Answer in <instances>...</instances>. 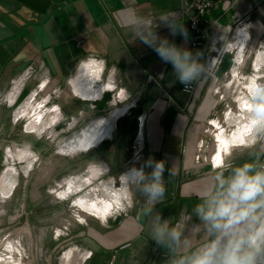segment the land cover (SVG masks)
I'll list each match as a JSON object with an SVG mask.
<instances>
[{"label":"crops","instance_id":"0c3cea01","mask_svg":"<svg viewBox=\"0 0 264 264\" xmlns=\"http://www.w3.org/2000/svg\"><path fill=\"white\" fill-rule=\"evenodd\" d=\"M193 1L62 0L51 3L47 12L40 14L15 0H0V96L8 93L7 102L13 106L23 91L26 94L30 93L31 81L29 83L26 79L19 78L31 66L36 74L44 72V75L50 78H47L49 80L47 83L52 89H60L64 82H67L70 93L80 97L75 89L80 83L86 92L94 97L86 100L98 99L96 102H99L103 94L114 91L120 100H123L124 96L148 98L146 104L141 106V114L148 112L149 115L146 142L148 149L145 155H142V163L135 167L144 166L150 158L165 162L166 193L164 200L156 205V209L173 224L187 228L193 240H197L201 235V228L192 215V208L198 202V193L210 166L198 164L194 160L196 143L199 140L196 128L197 125H202V120L210 111L216 112L214 110L216 102L208 96L209 102L194 105L202 82L199 81L197 92L190 98L182 91V84L177 80L171 64L164 63L152 48L136 39L133 31V22L137 18H150L159 36L167 37L170 42L189 49L188 37L185 40L180 34L172 35L170 28L160 19L169 17L176 24H183L188 32L183 12ZM246 11L250 13L245 32L249 35L250 42L257 44L264 36V0H240L225 12L219 5L208 17L209 28L206 29L208 37L224 35L226 38L224 29L232 26L238 14ZM243 49L244 46H241V53ZM263 61L264 52L260 51L252 66L254 72L252 77L245 78L241 75L240 79H246L243 80L246 84L241 88L237 99L240 108L237 113L230 111L224 117L231 131H225L215 120L210 122L211 128L218 132L214 138L211 164L214 157L222 158L238 148L234 156L238 160L248 158L242 145L251 131L252 124L250 114L253 105L249 94L263 77L258 75ZM226 64L227 62L221 66L220 76L226 71V68L222 70ZM103 71L108 73H106L108 78L106 77L107 82L102 84ZM234 72L236 71L233 70ZM40 78L42 77L37 79L40 81ZM47 83L45 79L42 80L40 88L43 91ZM12 84L14 86L11 89ZM29 93L25 95L26 99L24 98L16 114L17 118L28 114L26 130L33 132L28 129L32 120L43 130H51L55 125H59L64 117L59 108L60 105L62 107V103L58 97L50 99L53 105L51 108H47L48 99L45 98L38 103V108L30 109L37 91ZM114 101L116 99L112 103ZM131 105L133 102L123 108H117L112 115L125 110L122 114L125 116ZM44 109L45 115L37 118L32 116L34 112L42 113ZM192 114H195L194 117ZM139 118L141 131L136 137V144L142 146V134L145 129L143 123L147 116L142 114ZM100 121L94 120L85 131L67 137L68 139L60 145L69 143L72 145L71 149H67L70 153L79 151L81 144L89 137L91 129ZM40 131L36 133H41ZM53 134L55 135V132ZM53 134H48L49 140ZM106 137L107 134L99 140L89 138L90 148ZM77 142L79 146L74 150L73 145ZM120 143L122 144L121 141H116L105 153L89 155L83 164L93 167L95 183L100 180H113L106 187L109 192L115 193H120L123 188V185L117 187L115 180L122 176L128 163V154L123 151L124 148L120 150L117 148ZM100 145L93 150H97ZM30 165L25 167L24 175H27V171L30 170L27 168ZM97 166H100L99 170ZM168 169H171L172 175H169ZM145 171L150 172L151 168L145 167ZM88 172L90 173V170ZM2 184L3 182L1 187ZM9 186L6 190H1V193L8 194L11 190ZM81 186L83 184L72 185V192H79ZM129 187L127 184L125 193L123 192V196L120 195L123 198L122 208L112 210L108 207L102 218L85 216V227L78 223L76 231H72L74 234L71 237L72 245L76 247V251L81 253L79 247L91 251V255L87 251L83 253L84 256H90L84 263L94 261V264H110L108 262L111 255L116 253L117 259L112 264H163V250L156 248L155 243L149 240L147 221L138 215L144 198L135 187L132 192L135 205L125 209L132 202Z\"/></svg>","mask_w":264,"mask_h":264},{"label":"rangeland","instance_id":"374dc122","mask_svg":"<svg viewBox=\"0 0 264 264\" xmlns=\"http://www.w3.org/2000/svg\"><path fill=\"white\" fill-rule=\"evenodd\" d=\"M260 51L264 52V36L257 44L250 42L247 45L243 53L244 56L242 60H238L237 65L232 62L234 52L226 55L223 63L227 62V64L222 68V70L226 68V71L223 72V76H220L222 63L215 72L217 82L207 80L201 84L197 103L195 102L194 105L199 106L202 103L204 105L205 102H209L207 97L210 96L216 102L214 105L216 112L210 111L202 120V125H197L196 133L199 140L196 146L201 140L203 148L198 149L196 147L195 155L210 157L213 153L214 138L218 132L215 128H211L210 122L215 120L225 131H231L224 117L230 111L238 112L240 107L237 99L241 88L246 84L243 81L246 79H240L242 78L241 75L245 78L247 76L252 77L254 73L252 66ZM261 63L262 67L258 75L264 77V61ZM233 70L236 72L233 73ZM106 73V71L102 72V84L107 82L108 73ZM234 74L236 75L233 77ZM38 77H42L40 81L48 78L44 72H39L32 74L30 80H27L29 83L31 81L30 91H37V96L34 98L30 109L38 108V103L50 94L58 97L59 102L62 103V107H60L61 105L59 107L64 118L59 125H55L51 130L38 128L35 125L36 122L32 120L28 129L33 130V132H28L26 130L28 114L22 118H17L16 114L20 104L26 99L25 95H28L29 92L26 94L23 91L12 108L0 105V185L3 182L2 187L0 186V264H94V261L84 263V260L90 256H84L83 253L87 251L91 255V251L81 247H79L81 253L76 251V247L72 245V231H76L79 222L85 227V216L102 218L108 207L112 210L122 208L123 199L121 198L119 205H116L113 198L116 194L120 196L121 193H125L127 184L130 186L129 194L132 202L125 209L135 205L132 194L135 179L128 172L141 164L142 160L134 165L127 163L122 176L116 178L115 185L117 187L123 185L120 193L109 192L107 189L113 180L106 179L95 183L93 179L96 178V175L92 171L93 167L83 164L86 163L89 155L107 152L118 140L122 144L120 143L117 148L118 150L124 148L123 151L125 150L124 152L128 154V162L135 149H141V155H145L148 149L146 143L149 124L148 112L142 113L147 116L145 123H143L145 129L142 134V146L136 145V137L141 131V122L138 123L137 121L142 116L141 106L146 104L148 98L124 96V99L120 100L117 92L114 91L106 92L99 102H96L98 99L96 101L86 100L87 98H94L91 94L86 99L73 96L68 89L67 82H64L60 89H52L47 83L45 90L41 92L37 87L41 84L37 79ZM263 77L258 80L259 83H264ZM76 88L83 93L86 92L85 87L80 83ZM54 91H56L55 95H53ZM219 91L222 94H219ZM115 99L116 101L112 103ZM130 102H133V105L128 109V113L119 119L109 136L107 135L93 148L70 153L64 149L65 144L60 145L75 133L85 131L94 120L111 119L109 116L114 110L123 108ZM50 104L49 102L47 108H51ZM65 106L67 108H64ZM135 110L140 111V116L134 115ZM45 113L44 109L42 113L34 112L32 116L40 117ZM194 115L192 114V117ZM14 120H18V122ZM39 131L41 133H36ZM48 132L52 134L55 132L51 140H49ZM99 144H101L100 147L93 150ZM7 146L11 148H8L7 154H4V149ZM238 149L233 150L232 154L234 155ZM28 163L32 167L27 171V175H24V169L29 165ZM135 168L138 169L139 167ZM97 169L99 170L100 166H97ZM82 174L84 176H80ZM128 174L129 176H127ZM123 177L125 178L123 179ZM81 184L83 186L79 192L73 193L69 190L72 189V185L80 186ZM8 186L11 189L10 192L6 195L1 193V190H6ZM116 259V253H113L108 263L112 264Z\"/></svg>","mask_w":264,"mask_h":264},{"label":"clouds","instance_id":"9594fccd","mask_svg":"<svg viewBox=\"0 0 264 264\" xmlns=\"http://www.w3.org/2000/svg\"><path fill=\"white\" fill-rule=\"evenodd\" d=\"M160 20L172 35L187 39L183 24L169 17ZM155 29L150 18L133 22L136 39L171 64L187 90L205 74L202 53L170 42ZM249 97L253 105L251 131L242 145L248 158L238 160L229 152L213 160L192 208L201 228L199 239L193 240L187 228L173 224L156 209L166 193L165 162L150 158L144 166L130 170L134 187L144 198L138 215L147 221L149 240L163 250V264H264V83H257ZM145 167L151 171H145ZM168 173L172 175L171 169Z\"/></svg>","mask_w":264,"mask_h":264},{"label":"built area","instance_id":"2783aa9c","mask_svg":"<svg viewBox=\"0 0 264 264\" xmlns=\"http://www.w3.org/2000/svg\"><path fill=\"white\" fill-rule=\"evenodd\" d=\"M239 1L240 0H194L189 6V8L185 9V11L183 12L186 18V24L188 28L189 49L192 50L194 53L197 51L202 53L201 62L206 64L205 74L201 78L193 82L187 90L185 89V86L182 85V91L186 93L190 98H193L195 93L197 92L199 81L202 82V84L207 80H214V82H217V79L215 78V72L223 63L226 55L234 52L235 55L232 59L234 65H237L239 63L238 60H242L244 56L243 53L247 45L250 43V37L245 32L246 23H249L248 15L250 11L238 14L232 26H228L224 29L226 33V38L224 35L217 36L215 38H210L206 33V29L209 28L208 17L213 13L215 9L218 8L219 5L221 6V9L225 12L228 11L232 7V5ZM241 46H244L242 53L240 52ZM23 74L24 75H22L19 79L24 78L27 81L32 77V74H35V72L32 67L29 66ZM45 81L47 83L48 79L46 78ZM41 85L42 81L41 84L37 86L40 91L42 90L40 88ZM13 86L14 84H12L11 89ZM32 92H34V90L30 91L29 94H31ZM41 92H43V90ZM55 94L56 91H54L53 95ZM7 95L8 93L4 94L3 96H0V105H6L7 108H12V106H10V104L7 102ZM53 97L54 96H51L50 94L44 97V99H48L46 103L47 105L49 104L50 99ZM49 106L53 105L50 104ZM14 121L18 122V120ZM261 143H264V141H262ZM259 146L260 144H258V147ZM196 147H198V149L203 148V142L200 140L199 144H197ZM8 148L11 147L7 146L4 149V154H7ZM140 151L141 149H135V152L132 158L129 160L128 164H138L142 160V155ZM210 157H208L207 155L203 156L197 154L194 156V160L198 164H206L211 167ZM128 173H130V171Z\"/></svg>","mask_w":264,"mask_h":264},{"label":"bare ground","instance_id":"6f19581e","mask_svg":"<svg viewBox=\"0 0 264 264\" xmlns=\"http://www.w3.org/2000/svg\"><path fill=\"white\" fill-rule=\"evenodd\" d=\"M85 67V66H84ZM86 77V76H85ZM79 79V78H78ZM81 80V78L79 79ZM84 80V79H83ZM86 82V81H85ZM76 92L77 94L82 97V98H87L89 97V93L87 94V92H82L81 90H78L76 87ZM87 94V95H86ZM125 110H122V111H119L117 112L113 117L111 116L110 118L111 119H103L101 120L100 122H98V125L96 127H93L91 129V133L89 134V138H91L92 140L93 139H96V140H99L101 139L102 137H104L106 134L109 135L110 134V131L114 128L115 126V122L116 120L120 117V116H123L122 114H124ZM34 118H37V117H34ZM35 120V119H34ZM35 122V121H34ZM34 124V123H33ZM32 124V125H33ZM74 142H76V140H74ZM71 146L69 143H65V148L64 149H71ZM74 150H76L79 146L78 142L75 143L74 145ZM27 169H31V165L27 168ZM27 171V170H25ZM129 178V177H128ZM128 178L125 180L126 184H127V181H128ZM126 187V186H125ZM69 190L72 191V189L70 188ZM121 195H123V193H121ZM123 199V198H122ZM120 200H121V197L116 194L113 198V202L116 204V205H119L120 203Z\"/></svg>","mask_w":264,"mask_h":264},{"label":"water","instance_id":"95a60500","mask_svg":"<svg viewBox=\"0 0 264 264\" xmlns=\"http://www.w3.org/2000/svg\"><path fill=\"white\" fill-rule=\"evenodd\" d=\"M15 1L21 4L22 6L30 10H33L34 12L45 14L51 3H57L62 0H15Z\"/></svg>","mask_w":264,"mask_h":264},{"label":"flooded vegetation","instance_id":"af4514ba","mask_svg":"<svg viewBox=\"0 0 264 264\" xmlns=\"http://www.w3.org/2000/svg\"><path fill=\"white\" fill-rule=\"evenodd\" d=\"M137 121H140L139 119ZM90 140L89 137H86L84 142L81 144L79 151H86L90 148Z\"/></svg>","mask_w":264,"mask_h":264},{"label":"trees","instance_id":"16d2710c","mask_svg":"<svg viewBox=\"0 0 264 264\" xmlns=\"http://www.w3.org/2000/svg\"><path fill=\"white\" fill-rule=\"evenodd\" d=\"M134 115H135V116H136V115H137V116L140 115V111H139V110H137V111L135 110V111H134ZM134 118H135V117H134Z\"/></svg>","mask_w":264,"mask_h":264},{"label":"snow or ice","instance_id":"6c2138e0","mask_svg":"<svg viewBox=\"0 0 264 264\" xmlns=\"http://www.w3.org/2000/svg\"><path fill=\"white\" fill-rule=\"evenodd\" d=\"M218 158H219V156L214 157V159H218Z\"/></svg>","mask_w":264,"mask_h":264}]
</instances>
